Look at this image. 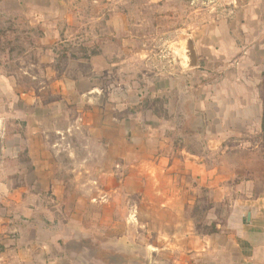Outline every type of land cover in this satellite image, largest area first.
<instances>
[{"label": "crops", "instance_id": "crops-1", "mask_svg": "<svg viewBox=\"0 0 264 264\" xmlns=\"http://www.w3.org/2000/svg\"><path fill=\"white\" fill-rule=\"evenodd\" d=\"M215 18V26H205L197 39H188L192 76L185 96L192 98V116L200 120L194 131L200 145L189 146L188 134L182 140L169 126L140 128L138 122L117 124L110 114L91 109L86 113L105 118L101 129L90 130L103 135L108 163L114 158L131 174L99 178L103 198L110 201L106 209L111 217H105L103 225L113 239L98 250L93 240L78 241L77 264H264V0H239L230 15ZM38 23L43 26V17ZM55 30L44 33L39 53L60 37ZM197 73L198 83L193 81ZM61 116L53 111L15 115L26 123L25 142L22 147L5 142L0 146L4 153L27 152L35 175L26 188L0 196V264L27 261L37 240L46 250V240L57 237L53 226L63 231L77 223L73 217L78 211L64 213L68 204L76 202L78 209L90 195L88 189L81 193L80 186L69 191L50 170L58 145L48 142L47 122ZM135 195H141L142 206L150 210L151 242L142 238L150 224L130 223L126 212L121 220L113 217L111 198ZM40 198L43 208L36 206ZM197 203L210 207L208 233L198 232L188 216ZM23 221L32 229L31 242L21 252L16 238L25 229ZM43 261L57 259L43 253Z\"/></svg>", "mask_w": 264, "mask_h": 264}, {"label": "rangeland", "instance_id": "rangeland-1", "mask_svg": "<svg viewBox=\"0 0 264 264\" xmlns=\"http://www.w3.org/2000/svg\"><path fill=\"white\" fill-rule=\"evenodd\" d=\"M238 1L0 0V146L5 142L22 147L25 142L26 123L15 115L61 114L47 122L48 142L58 145L50 170L69 191L79 186L81 193L90 190L84 205L79 203L77 209L76 202L70 203L64 210L66 216L78 211L73 217L77 223H69L63 231L53 226L59 239L54 235L46 240V250L43 242L35 241L38 246L26 259L30 262L16 264H77L78 241L93 240L98 250L113 239L103 225L104 218L111 217L106 209L110 201L103 198L105 187L99 178L131 173L114 158L112 165L108 163L103 135L90 130L101 129L105 118L89 117L90 109L110 114L117 124L138 122L140 128L164 130L169 126L182 140L188 134L189 146L200 145L194 134L200 120L192 116V98L185 96L192 76L188 39H197L205 26H215L217 15H230ZM41 17L43 26L38 23ZM47 30L58 31L60 37L44 45L47 54L39 53ZM193 77L196 83L201 79L198 73ZM34 176L27 152L0 150V196L26 188ZM142 202L141 195L111 198L113 217L121 220L126 212L130 223L150 224L141 237L151 242L150 210ZM39 204L43 208V198L37 199ZM209 208L197 203L189 211L200 233L210 232ZM24 221L20 225L25 229L16 238L21 252L31 242L32 227ZM43 253L57 262L45 263Z\"/></svg>", "mask_w": 264, "mask_h": 264}, {"label": "water", "instance_id": "water-1", "mask_svg": "<svg viewBox=\"0 0 264 264\" xmlns=\"http://www.w3.org/2000/svg\"><path fill=\"white\" fill-rule=\"evenodd\" d=\"M188 44H189V43H188ZM189 49H190V46H189ZM190 52H191V49H190ZM190 52H189V53H190Z\"/></svg>", "mask_w": 264, "mask_h": 264}, {"label": "bare ground", "instance_id": "bare-ground-1", "mask_svg": "<svg viewBox=\"0 0 264 264\" xmlns=\"http://www.w3.org/2000/svg\"><path fill=\"white\" fill-rule=\"evenodd\" d=\"M189 58V57H188ZM188 60V59H187Z\"/></svg>", "mask_w": 264, "mask_h": 264}, {"label": "trees", "instance_id": "trees-1", "mask_svg": "<svg viewBox=\"0 0 264 264\" xmlns=\"http://www.w3.org/2000/svg\"><path fill=\"white\" fill-rule=\"evenodd\" d=\"M263 130H264V128H263Z\"/></svg>", "mask_w": 264, "mask_h": 264}]
</instances>
